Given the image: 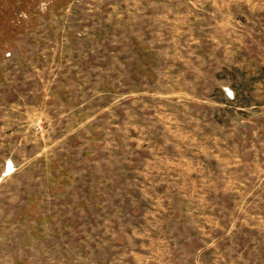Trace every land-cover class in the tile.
I'll return each instance as SVG.
<instances>
[{
  "label": "rangeland",
  "instance_id": "374dc122",
  "mask_svg": "<svg viewBox=\"0 0 264 264\" xmlns=\"http://www.w3.org/2000/svg\"><path fill=\"white\" fill-rule=\"evenodd\" d=\"M0 264H264V0H0Z\"/></svg>",
  "mask_w": 264,
  "mask_h": 264
}]
</instances>
